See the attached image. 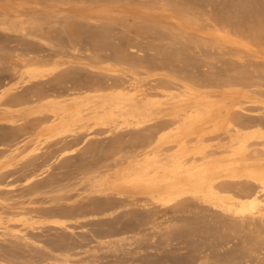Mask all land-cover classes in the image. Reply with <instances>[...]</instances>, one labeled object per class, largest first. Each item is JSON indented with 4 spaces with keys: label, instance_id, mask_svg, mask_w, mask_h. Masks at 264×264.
I'll return each mask as SVG.
<instances>
[{
    "label": "rangeland",
    "instance_id": "obj_1",
    "mask_svg": "<svg viewBox=\"0 0 264 264\" xmlns=\"http://www.w3.org/2000/svg\"><path fill=\"white\" fill-rule=\"evenodd\" d=\"M105 2L0 0V25L14 20L12 9L37 21L27 38L0 31V97L5 94L0 109L9 113V121L0 122V226L29 234L28 241L0 237V264H264V219L240 226L209 212L150 216L138 209L139 213L122 214L124 207L105 204L99 195L105 190L97 185L113 182L107 176L113 159L148 149L125 144L114 150V136H95L86 127L78 130L83 132L77 138L56 143L47 131L51 119L40 121L35 113L52 96L58 100L72 96L73 92L60 90L62 84L54 76L85 78L95 69L96 76L109 73L118 83L130 78L142 89L160 82L159 101L184 94L179 86L161 83L169 77L215 100L223 93L229 105L261 116L264 0ZM208 10L209 17H220L221 23L237 24L248 33L235 39L224 30L208 42ZM237 40L242 41L243 52L230 53ZM31 47L46 56L43 63L49 72L43 81H51L43 88L45 93L33 98L24 94L25 78L11 71V64L25 58ZM201 75L207 80L203 85L197 81ZM84 87L80 93L90 88ZM243 121L241 128L261 129L264 135V126Z\"/></svg>",
    "mask_w": 264,
    "mask_h": 264
},
{
    "label": "bare ground",
    "instance_id": "obj_2",
    "mask_svg": "<svg viewBox=\"0 0 264 264\" xmlns=\"http://www.w3.org/2000/svg\"><path fill=\"white\" fill-rule=\"evenodd\" d=\"M21 12L12 9L10 13L14 16L10 20H14L11 23L8 21L9 26H5L7 22L0 25V31L17 33L23 38L30 36L28 30L31 24H35L34 19H25ZM208 17L205 18L209 30L205 34L208 42L211 37L222 35L224 30L235 39L248 33L240 30L236 22L234 27L230 22L221 23L224 19L220 20V17ZM241 43V40L234 41L229 52L242 53ZM34 49L37 48L26 49L28 56L23 58L22 55L23 59L16 61L17 64H11L12 75L25 78L24 94L30 98L43 93L45 85L51 82L45 83L44 80L49 72L43 63L46 56L40 55L39 49ZM88 73L85 78L65 74L64 77L59 74L54 76L53 80L62 84L63 89L60 90L73 92L72 96L63 100L52 96L35 113L41 116L40 121L51 119L52 124L47 131L56 143L65 141L69 136L77 138L83 132L78 130L86 127L95 136H114V150L124 148L125 144L131 147L137 144L143 150L148 149L143 154L112 160V171L107 176L113 182L107 187L102 183L97 185V189L101 187L105 190V193L99 194L105 198V204L124 207L127 211L120 213L125 215L140 209L151 213L150 216L160 213L165 216L170 213L175 216H199L209 212L210 216H220L226 222L240 226L257 218L264 219V135L261 129L246 128L247 125L241 128L243 119L264 126V114L248 115L249 111L245 108L229 105L225 101L228 97L223 93L220 94L221 99L215 100L213 96L194 89L193 85L169 77L161 83L179 86L184 94L178 97L171 95L167 100L159 101L156 94L157 90H162L160 82L142 89L130 78L127 82L118 83L112 80L111 75H106L109 73H103L105 77L96 76L95 69ZM122 75L127 77L125 73ZM203 77L197 78L199 85L207 81ZM128 82L129 85L125 86ZM84 86L91 89L80 93ZM4 95L0 101L4 100ZM249 103L256 101L250 100ZM8 117V111L0 109V122H8ZM172 125L175 127L170 129ZM126 136H129L127 141ZM133 140H137L136 143ZM213 141L216 143L209 144ZM170 148L175 150L170 153ZM18 149L16 147L13 151ZM13 230L0 226V237L9 235L17 240H29V234Z\"/></svg>",
    "mask_w": 264,
    "mask_h": 264
}]
</instances>
